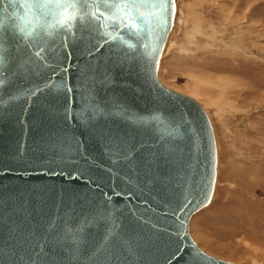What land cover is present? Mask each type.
<instances>
[{"label":"water","instance_id":"obj_1","mask_svg":"<svg viewBox=\"0 0 264 264\" xmlns=\"http://www.w3.org/2000/svg\"><path fill=\"white\" fill-rule=\"evenodd\" d=\"M174 3L89 24L0 0V264H236L189 233L217 155L201 104L157 77Z\"/></svg>","mask_w":264,"mask_h":264},{"label":"rangeland","instance_id":"obj_2","mask_svg":"<svg viewBox=\"0 0 264 264\" xmlns=\"http://www.w3.org/2000/svg\"><path fill=\"white\" fill-rule=\"evenodd\" d=\"M176 2L157 77L203 106L217 151L213 196L190 236L219 259L264 264V0Z\"/></svg>","mask_w":264,"mask_h":264},{"label":"snow or ice","instance_id":"obj_3","mask_svg":"<svg viewBox=\"0 0 264 264\" xmlns=\"http://www.w3.org/2000/svg\"><path fill=\"white\" fill-rule=\"evenodd\" d=\"M147 4H154L161 12L166 6L171 12L175 11L174 0H70L69 6L82 10L84 17L91 24L95 16L108 15L120 18L121 13L128 15L129 19L132 18L131 14H135L136 21L139 22L146 16L144 12L140 11V7ZM118 27L119 25H114L113 30Z\"/></svg>","mask_w":264,"mask_h":264},{"label":"bare ground","instance_id":"obj_4","mask_svg":"<svg viewBox=\"0 0 264 264\" xmlns=\"http://www.w3.org/2000/svg\"><path fill=\"white\" fill-rule=\"evenodd\" d=\"M177 3V2H176ZM171 36V35H170ZM169 41V40H168ZM168 43V42H167ZM167 43L165 44V47H164V49H163V52H162V55L161 56H163V54H164V52H165V50H166V46H167ZM161 58V57H160ZM159 63H160V60H159ZM158 68H159V64H158ZM158 71V70H157ZM158 80H159V78H158ZM160 81V80H159ZM236 86V85H235ZM218 87V86H217ZM216 89V88H215ZM223 90V89H222ZM198 102V101H197ZM202 106V105H201ZM203 107V106H202ZM204 109V108H203ZM205 110V109H204ZM205 112H206V110H205ZM207 113V112H206ZM208 114V113H207ZM209 117V116H208ZM210 120V119H209ZM211 123V122H210ZM211 126H212V124H211ZM212 129H213V127H212ZM213 134H214V131H213ZM214 139H215V136H214ZM216 143V142H215ZM216 146V145H215ZM217 152V151H216ZM216 180V179H215ZM214 186H215V184H214ZM214 190V189H213ZM212 196H213V193H212ZM212 196H211V199H212ZM211 199H210V201H211ZM209 201V202H210ZM209 204V203H208ZM191 218V217H190ZM188 227H189V225H188Z\"/></svg>","mask_w":264,"mask_h":264}]
</instances>
